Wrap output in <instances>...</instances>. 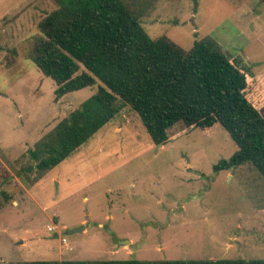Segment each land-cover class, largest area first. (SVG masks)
I'll return each mask as SVG.
<instances>
[{"label": "rangeland", "instance_id": "rangeland-1", "mask_svg": "<svg viewBox=\"0 0 264 264\" xmlns=\"http://www.w3.org/2000/svg\"><path fill=\"white\" fill-rule=\"evenodd\" d=\"M147 1V0H142ZM142 26L188 52L214 39L249 70L264 116V0H149ZM53 0H0V264L33 261L264 260V178L216 170L238 150L219 125L162 147L130 107L36 183L29 150L95 94L55 95L34 64Z\"/></svg>", "mask_w": 264, "mask_h": 264}, {"label": "trees", "instance_id": "trees-1", "mask_svg": "<svg viewBox=\"0 0 264 264\" xmlns=\"http://www.w3.org/2000/svg\"><path fill=\"white\" fill-rule=\"evenodd\" d=\"M39 24L34 64L56 84L55 95L97 87L95 94L29 150L30 183L68 159L123 107L164 145L190 129L221 126L237 145L216 170L251 164L264 178V116L246 94L249 70L212 38L186 52L166 37L152 38L142 18L152 2L53 0ZM19 264H264V260L33 261Z\"/></svg>", "mask_w": 264, "mask_h": 264}, {"label": "water", "instance_id": "water-1", "mask_svg": "<svg viewBox=\"0 0 264 264\" xmlns=\"http://www.w3.org/2000/svg\"><path fill=\"white\" fill-rule=\"evenodd\" d=\"M163 145H160V147H162Z\"/></svg>", "mask_w": 264, "mask_h": 264}]
</instances>
